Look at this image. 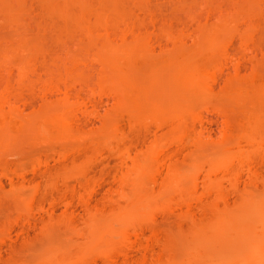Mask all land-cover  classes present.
<instances>
[{
  "label": "bare ground",
  "instance_id": "6f19581e",
  "mask_svg": "<svg viewBox=\"0 0 264 264\" xmlns=\"http://www.w3.org/2000/svg\"><path fill=\"white\" fill-rule=\"evenodd\" d=\"M0 1V4L2 3V5L5 4L4 6H8L7 10L4 8L5 11H8V14H3L4 16L7 15V19L5 17H3V19L5 18L10 21H7V23H15V26L19 28L18 32H15L16 34L14 33V36L13 33L11 35L10 32H8L12 36H9V38H14L13 40L16 45L8 42L9 39L4 37V30L2 31L1 29L2 34H0V42H2L0 43L2 48H0V136L1 134H6V137L8 136L9 139L16 138L13 140L14 143L12 140H9L10 142L8 143L10 145H14L17 140L19 141V139L22 138L24 134H22L20 130L27 124L28 128L29 126L33 127L32 129H35L34 131H36V134L38 133V136L42 137L44 143L46 142V145H48L45 147L47 152H58L60 156L63 157L62 167L72 170L71 177L79 180L82 179V181L87 182L90 177L87 168L84 167V164L79 160L81 154L88 151L96 152L103 146L111 150L113 147L111 148L110 140L120 134L122 138L125 137L126 139H121L122 143L115 147L114 154L117 156L119 167H131L138 171V175L134 179V182L136 184L135 188L139 191L143 189L140 183L143 185L145 181L163 183L162 185L166 182V186L167 181L172 178L174 181L178 182H176L178 188H182L187 181L188 183L193 182V180L196 182L197 173H192L190 176L188 175L190 180H187L188 176L180 177L181 173L179 174L178 170L182 168L183 164H181V167L180 164L178 165V163H182L178 160L179 157L182 155V157H184V155L192 151L197 153L198 151L207 150L208 155L218 154L223 151L224 154H222L225 158L223 159L224 161H222L226 164L224 163L221 166L224 165L223 168L227 170H223L222 173L226 174V171L228 173V169H231L229 170L230 173L227 174L230 175V177L224 175V178L230 181L231 187L234 185L236 186L238 185L237 183H239L238 181L242 180L241 178V180H239V174L241 172L239 169L241 170L244 167L242 169L243 171L247 168L248 170H245V173L248 175V177H246V179L248 178V184L245 183L244 189L242 188L240 192L245 191V189L246 191H251L249 187L252 183L255 184L257 182V177H260L257 175L260 171H256L259 170L258 168H261V161L258 159H250L245 148L246 145H254V151H256L259 157L264 155V80L254 78V76L240 79L235 74L238 72L239 67L246 66L244 61L249 63V67L253 68L252 71L255 74L259 69H264V0H221L216 10L214 8L212 10V4L208 0L206 3L208 9L207 13L197 14L196 17L194 14H189V19L193 21L194 27L191 29L187 28L188 30L184 28L185 24L183 21L178 20L173 24L170 18L156 12V15L153 14L154 10L151 9L150 11V8H148L149 6L146 5V0H36V3H39L40 7L44 10L39 8V6L35 7L44 11L43 15H41L42 17L46 15V18L40 17L47 20H43L42 25V19L40 18L41 22L40 20L39 22L41 25L39 26L38 21H35L36 24L38 23L36 25L34 19V23L32 24L35 29L31 30V28H27L31 22L29 21V23H27V19L25 18L26 20H24L23 17L20 16L22 13L18 15V11L20 9L23 10V4H25L24 0ZM176 1L183 2L182 0ZM234 1L237 3V7L238 4H240V6L242 5L236 17H234L231 11L232 6H230ZM235 2L233 4H235ZM239 7L238 9H240ZM28 11L30 10H27V12ZM24 12L22 14L23 16ZM140 12H143L142 16ZM28 13L25 12V15ZM30 15L32 16V14ZM144 15L148 17L145 19ZM247 18H249V20L245 21ZM55 19L59 20V22ZM4 20H2V23L5 25L4 27H6V20ZM237 23H241L242 26H235ZM47 29L48 32L51 30L52 33L46 34ZM83 38L87 39L86 45H89H84L85 42ZM234 38L238 40V43L233 41ZM4 39L8 41L6 40L3 43L2 40ZM186 39L190 42H187ZM96 40L99 42H96ZM29 42L32 43L29 44ZM49 42L50 45L52 44V48L50 45L48 46ZM34 43L36 48L33 45ZM70 43H74V46H79L80 43H83L82 48L85 46L84 48H86L85 50L87 51L89 50L88 52H92L91 49L95 48L93 52L95 50L96 52H92L91 54L92 62L87 63L80 60L78 53L75 52V50H70ZM28 44H32L33 47L30 46L28 48ZM36 44L38 46H36ZM11 46H13V48ZM41 46L44 47L42 48ZM45 46L50 47V49L45 48ZM154 47L158 48L157 52H153L155 51ZM37 48L42 49L38 51ZM54 48L63 51V55L60 59L55 57L52 59L53 51H55ZM49 50L52 53L51 55L48 53ZM3 52L4 54H2ZM151 52L160 55L159 57L162 61L160 59V62L158 57V62L156 59L155 61L150 58H155V55H148L151 54ZM9 53H12L11 56H9ZM7 54L8 58H14L12 55H16L15 58H17V56L19 57L17 61H13V59L8 60ZM37 54L40 55L41 61L39 62L40 67L37 66L38 68L36 67V69L35 67H30L32 63L30 60H32V58L34 59V57L36 58V56L39 58ZM143 56L145 58L149 57V60H147L148 58L145 59ZM184 56L187 57L185 58ZM141 58L142 66L141 64L139 66L141 68L145 67V70H147V67H153L154 65L155 67H165L167 69L169 67H176L175 69H177V71L175 73L173 72V75H171L172 73L168 75L163 74L164 76L160 75L162 78L159 75L160 78L158 76V78H156L155 75V78L152 76V79L151 76H148L150 78L149 80L147 77L145 78L146 75L143 77V74H145L143 73L145 72L143 69L142 78L148 79L147 82L150 81L145 84L146 80L143 79L142 81V78H138L141 74L138 73L140 69L138 64L141 63L139 62ZM150 59L153 60L152 63ZM29 62L30 65H28ZM95 64L98 68H94ZM55 67H60V69ZM91 69H95V76L86 72ZM226 69L232 70L234 76L225 77L221 81L218 91L219 96L227 98L235 92L237 105L241 104L239 108L242 106V112L245 111L248 106H250L251 109L249 108V111H245V113L248 114L247 116L246 114L244 115V112L240 113L241 109L237 106V109L240 111L237 110V112L241 118L236 119L238 122L236 123L237 126L235 125L236 127L234 126L236 121L232 119L235 115L227 116L228 118L232 116L230 120L231 123L232 121L234 122V124H232L234 127H231L230 120L225 116L226 119H224L225 121L223 122L226 124L223 125H226L227 128L225 126L223 127L227 130L225 129L224 131L223 129L224 134L223 132L222 134L224 137H219L223 139V142H220V139L218 140L217 138L215 140L219 142L215 143L213 139H210V137L205 134L206 131L202 128L204 125L201 126L203 123L202 113L212 107V96L217 93V91L212 88V85L221 80L222 73ZM73 70L76 71L74 76L70 79L67 78L65 74ZM234 81L238 84L234 83ZM144 84H149V86L147 85L148 87H145ZM233 85L236 86L233 88ZM35 89H37V92L34 91ZM81 89L88 90L91 95L97 93L100 97L110 96L113 98V101L101 114L99 109L101 106L106 105L107 101L101 98L96 100L94 98L84 97L80 92ZM36 98L40 99V103H38L37 107L33 108L31 112L25 115L23 107L30 106L32 101L36 102ZM87 104L90 105V108H87ZM5 107L7 109H5ZM223 110L225 111L226 109L222 108V112H224ZM226 112L227 110L225 113ZM242 114L245 117L247 116V119ZM88 115H94L98 118L99 125L97 127H87L86 122H88ZM239 115L236 116L239 117ZM122 118H125L127 121L129 129H131L139 119L149 120L143 131L136 133L138 138H142L141 140H144V138L146 139L148 135L153 137L152 140L145 145V149L138 147L139 145L137 142L132 143L130 139H127L130 133L126 134L128 132H124V127L121 123ZM241 119L244 121V124H242L243 122L241 123ZM194 120H198L200 123L202 121L200 124L201 127L199 126L200 129L195 127L197 123L194 124ZM11 123L15 124V126H12ZM22 129L24 133L27 127ZM30 129L31 128H29V130ZM32 129L31 132L35 133ZM208 138L210 141H213V144L215 143L216 146L211 144ZM206 139L208 141H205ZM48 142H52V144H47ZM54 142L60 143L58 149L53 147ZM220 143L221 146H219ZM8 146L9 145L6 147ZM241 146L244 148L243 150L245 152H243L242 148V151L238 149ZM132 150H134L135 154L131 157L130 152ZM224 150H228L226 152L232 151L231 153L233 156L232 154L230 155V153L225 154ZM209 151L214 153L209 154ZM238 152L239 154L243 152L239 156L240 160L235 159V156H238ZM241 155H243L244 158H241ZM188 156H190V154ZM230 156H232V158ZM182 157L180 159L181 161L183 160ZM176 158L178 160L177 162L174 160ZM262 158L263 157H261V160ZM128 159H130V163H128ZM233 160L238 162L234 164ZM227 165L228 167L230 166V168H227ZM262 165L264 166V161ZM211 169L212 168H207L204 171V176L207 175L202 177L204 178L203 180H207L208 188L212 191L213 187L219 188L222 184L219 178L211 177V173L213 174L214 171L216 173V170ZM151 170L153 171L152 174ZM175 170L176 173L178 172L177 174ZM147 173H149V175ZM153 173L156 175L152 176ZM145 174H147V177ZM207 176L209 177L208 179ZM148 177H151V179L149 180ZM211 178H213V181ZM260 178L262 179L264 176ZM24 179V175L21 174L19 184L23 183ZM60 180L63 184L67 183V179L65 178ZM118 181L124 182L121 177L118 178ZM260 181L261 187H263L262 184L264 180ZM180 182L181 184H179ZM263 189L264 188L260 190L255 189L256 191L259 190L257 194L259 193V195L262 196L261 199L259 195L256 196L257 198L255 197L256 191H254V194H251L253 193L252 191H248V193L245 191L241 193V195L239 193L237 198L241 200L236 198L235 201L238 200L236 205H238L239 202L241 204H239V207L234 205V208H232L231 205L235 202L232 204L228 202V205L230 204V206H228L226 204L228 200L226 203L225 200L223 201V198L226 199L227 193L224 194L225 192H221V194L220 191L217 190L219 192L218 194L221 195L215 194V201L222 200V202L226 204L223 203V206L225 205L226 208H231L225 209L223 206L221 207L224 209L218 208L219 205H217V202L215 206V202L213 201L214 204L211 203L212 210L210 209V213L207 212L210 216L207 215V217L205 213V216H202V214L198 217L192 215V209H188L190 207V198H183L186 200H184L183 203L181 201V203L188 207L186 209L187 212L192 211L190 212L191 214L188 213L180 217H178V215L175 216V214L171 213L173 210L168 205L170 200L172 201V197L169 193H167L168 195L166 193L163 194L162 202H160L161 205H158L159 211H156L160 213V210H165L164 213V210L161 211V213H163L162 215L166 216L163 217L166 221L164 219V221H162L165 223H163L165 226L161 225L163 226L161 227V223H157L159 224L158 227L156 224L157 221H155L156 219L153 220L154 216L150 218L152 222H150L149 219L146 221L138 220L139 222L133 221L137 224L141 223V226H139L140 230H148L150 235L148 236V238L150 237L149 240L151 238L153 239V242L150 240L152 242L149 243V245L151 244L150 246H142L145 251L141 254L142 256L138 258V263H147L148 255H150L147 264H180L181 258L190 259V261L183 264H264ZM180 190H183V188ZM208 193L210 194V192ZM242 194L245 198L242 197ZM224 195L226 196L224 197ZM169 197L170 200L168 199ZM252 197L255 200H253ZM144 198L143 196L142 199ZM165 198L167 199L165 200ZM200 201L199 199V202ZM253 202H255V205ZM2 203L3 198L1 199L0 197V208ZM242 203L244 204L242 205ZM256 203L261 205L258 206ZM245 204L248 205L246 206ZM244 205L245 207H243ZM256 205L259 209L261 207L262 211H260ZM201 206H203L202 201ZM253 206L255 208L257 207L258 212L254 210L255 208ZM237 207L239 209H237ZM246 207L249 212L246 211ZM251 207L254 208L253 210L255 212L250 211L252 210ZM209 208L207 210H209ZM170 209L171 212L169 215L171 216V214H173L177 218L174 216L169 218V215L167 216L169 213L168 210ZM200 209L202 208L200 207ZM217 209L220 210L216 211ZM225 210H230V213ZM259 211L261 213H259ZM222 212H224L225 215ZM226 212L229 214H226ZM250 212H252V215L256 212L257 214L259 213L260 216L255 214L258 218L254 215L257 221L255 219L254 222V216L248 217V213L251 215ZM231 213L234 214H232L233 217ZM242 214L246 216L244 217ZM180 215H182V213ZM226 215L228 216L227 218ZM235 215L236 220H233L232 218H235ZM239 216L240 218L243 216V218L240 219ZM210 217H213V219ZM173 218L176 220H173ZM183 218L186 219L184 220L187 224L190 223L189 226H182V221H184L182 220ZM244 218L245 221L243 224ZM249 218L253 221H249ZM229 219L232 221L230 220V222ZM220 221L225 224H222ZM226 222L229 224L226 225ZM256 222L258 224L260 223V225L256 224ZM218 223L220 225H218ZM254 223L258 225V227L260 226L256 228L258 231L261 230L262 232L260 231V233L262 234L254 230L256 229L252 225ZM171 224L172 228H169ZM230 224L232 225L230 226ZM8 225L10 224L8 223L7 227H9ZM241 225L243 226V230L241 229ZM245 225L248 227L246 231H244V229L247 228ZM248 225L251 226V228H249ZM111 226L114 227L113 224ZM227 228L229 230L232 228V231H228ZM115 229L117 230V227ZM126 229L128 230V228ZM126 229L120 230L121 232H125L123 233L125 235L123 236L124 239H126V237L128 239L130 236L129 230L127 231ZM116 230H114V232ZM219 230H223L224 233ZM226 230L228 232H226ZM117 231L115 233H117ZM241 231H243L244 234L243 232L241 233ZM160 232H162V236ZM207 232L211 233L209 234ZM251 232L252 235H250ZM207 234H209V236ZM213 234H215L214 237L210 238ZM100 241L101 240L98 239V242ZM154 243L155 245L157 243V245L153 247H159V251L155 248L156 252H154L155 249L153 248L154 250L152 253L150 249ZM108 244H106V251L104 252L106 256L105 259L113 262L115 253L111 251L112 245L109 244L108 246ZM146 250L149 251L148 253L150 254L147 255ZM121 253L126 254L125 252ZM212 253H214V255H212ZM124 261L127 262L126 258Z\"/></svg>",
  "mask_w": 264,
  "mask_h": 264
},
{
  "label": "rangeland",
  "instance_id": "374dc122",
  "mask_svg": "<svg viewBox=\"0 0 264 264\" xmlns=\"http://www.w3.org/2000/svg\"><path fill=\"white\" fill-rule=\"evenodd\" d=\"M24 1L23 2L25 4H23V5H24L25 9H24V7H23V10L20 9L18 11L19 13L17 12L18 15L21 13L23 14V12L25 10L26 13H28V12L29 13L27 15H25V12H24L25 17L22 14L20 16L23 17L24 20L27 19L26 20L27 23H29V21H30L31 24L37 20L39 23V26H40L41 25L40 24L41 19L46 16L45 14H44L45 16H43V17L41 16L44 13V11H43L44 9L42 7H40L39 3H38L39 5L36 3L37 2L36 0H32V1L31 0H24ZM146 1H147L146 5L149 6V7L148 6L147 7L150 8V11H151V9L154 10L153 14H155V12H156L162 16L168 17V18H170V20L172 21L173 24L176 23V21H178V20L183 21L185 24L184 25L185 29H187V28L191 29L194 27L193 21H191L189 19V14H194L196 17L197 14L199 15L202 13L203 14L207 13V10H208L207 6H206V3L208 2V0H182L183 2H181V1L177 2L176 0H146ZM209 1L212 4V10H213V8L216 10L221 3V0H209ZM233 3H232V5H230V6H232L231 11L234 14V17H236L237 12L239 10H241L242 5L240 6V4H238V7L240 6L239 7L240 9H238V7L236 6L237 3L236 2H235V4H233ZM4 5H2V3L0 4V6H1L0 17H2V18H0V20H1L0 21L1 22L0 23V27H1L0 28V34H2L1 29H2V31L4 30L3 31L4 37L8 38L9 41L7 39L6 40L8 42L14 43L16 45L15 41L13 40L14 38L12 39L11 35L13 33V36H14V33L15 32L17 33L19 28L15 26V23L10 24L9 23L10 21L6 20L7 15L4 16L3 14H5V13L8 14L7 13L8 11H5V9H4V8H6V10H7L8 6H4ZM29 5H30V7H29ZM35 6L36 7L39 6V8H42L43 10H39ZM27 10H30V11L27 12ZM39 11L41 14L39 13ZM30 14H32V16ZM142 14H143V12L142 13L140 12L141 16H142ZM3 17L6 18V19L4 18L6 20V22H5L6 27H4L5 25L2 23L3 22L2 20H4ZM30 17H32L33 19ZM147 17H148L147 15H144L145 19ZM29 19H31V20H29ZM33 20H34V22H33ZM39 20H40V22H39ZM43 20H45V19H42V25H43ZM55 20L59 22V20H57V19H55ZM248 20H249V18L245 19V21H248ZM7 21H9L8 23L10 25L7 23ZM12 23H13V21H12ZM2 24H3V27H2ZM31 24L29 23L27 28L28 29L31 28V30L35 29L34 25L32 24L33 25L32 26ZM35 24H36V22H35ZM235 26L241 27L242 25H241V23H237ZM7 28H9V29H7ZM8 32H10L11 35ZM32 32H34V31H32ZM48 33L51 34L52 31L50 30L48 32V29H47L46 34H48ZM5 34H6V36H5ZM9 36H11V37L9 38ZM45 39H47V38H45ZM6 40L5 39L2 40L3 43ZM83 41L85 42L84 45H86L87 39L83 38ZM233 41L238 43V40L236 38H234ZM96 42H99V41L96 40ZM96 42L94 41L93 43H96ZM187 42H190V41L187 40ZM0 43H2V42H0ZM30 43H32V42H29V44ZM43 43H44V41H43ZM89 43H90V41H89ZM5 44H7V43H5ZM37 44H39V43H37ZM37 44H36V46H38ZM45 44H46V42H45ZM96 44H98V43H96ZM10 45H12V44H10ZM15 45H13V46H15ZM33 45L35 47V43ZM33 45L32 44L29 45L28 48L30 46L33 47ZM49 45H50V42H49L48 46ZM51 45H50V47H51ZM87 45H89V44H87ZM2 46H3V44H2ZM13 46H11V47L13 48ZM82 46H83V43H80L79 46H74V43H72L69 48L71 51L75 50V52L78 53V55L80 56V60H83L87 63L92 62L91 61V54L95 48L91 49L92 52H88L89 50L88 51L85 50L86 49V48H84L85 46L83 48H82ZM50 47L45 46V48H48V49H50ZM0 48H1V45H0ZM9 48H10V46H9ZM42 48H40V49H42ZM40 49L37 48L38 51ZM157 49L158 48L156 47L154 49L155 51H153V52H157L158 51ZM44 50H46V49H44ZM44 50H41V51H44ZM54 50L55 51H53L54 53H53L52 59L54 57L60 59V57L63 55L62 54L63 51L58 50L56 48H54ZM94 52H96V50ZM48 53L50 55L52 54L50 52V50ZM48 53H46V54H48ZM2 54H4V52ZM11 54L9 53V56H11ZM157 54H160V53H157ZM148 55L149 56L155 55L154 56L155 58H153V57H150V58H152L153 60L156 59L157 62H158V59H159V61L161 59L159 57L160 55H156L155 53L153 54L152 52H151V54H148ZM12 56H14V58H12V57L8 58V54H7L8 60L13 59V61L14 60L17 61L19 56H17V58H15L16 55H12ZM38 56H39V58H37V56H36V58L34 57V59L32 58V60H30V61H32L31 65H30V62L28 64V65H30V67L32 66V67L36 68L37 66H39V62L41 61V59H40V55H38ZM157 57H158V59H157ZM184 57L186 58L187 56H184ZM184 57H183V59H184ZM147 58H145V59L149 60V57H147ZM152 59H150L151 63L153 61ZM10 61H12V60H10ZM56 61H57V59H56ZM138 61H139V59H138ZM141 61H142V58L139 62H141ZM161 61H162V59H161ZM46 62H48V61H46ZM145 62H146V60H145ZM148 63H150V62H148ZM244 63L246 66L245 67H239L238 72H236V74H235L238 78L241 79V78L254 76V78L264 80V69H262V68L259 69L258 72L255 74L252 71L253 68L249 67L250 66L249 63L245 62V61H244ZM140 64L142 66V62L138 64V67L140 69L138 67L137 68L139 69L138 73H141L138 78L141 79L142 78V72H143V69L145 67L141 68L139 66ZM58 66H59V64H58ZM95 67H97L96 64H95L94 68ZM55 68H58V67H55ZM175 68L176 67H169L167 69L165 67L164 68L157 67V66L155 67L153 65V67L152 66L149 68L147 67V70L144 69L145 72H143V73H145V74H143V77L146 75L145 78L147 77L150 80V78L148 76H151V79H152L153 77L155 78V75H156V78H158L160 75L164 76L166 74L168 75L171 73H172L171 75H173L177 71V69H175ZM58 69H60V67ZM136 71H137V69H136ZM75 72L76 71L73 70L70 73L65 74V76L70 79L74 76ZM86 72L87 73L89 72V73L93 74L94 76L96 75L95 69L94 70L93 69L87 70ZM162 76H160V77L162 78ZM228 76L233 77L234 72L232 70L226 69L222 73L221 80L217 81L215 84L212 85V88L215 91H217V93L212 96V98H213L212 107L205 110L202 113L203 123L201 121V123H202L201 126L204 125L202 128H203V130L206 131L205 134L208 137H210V139H213V141H215V143L219 142L215 139L218 138V140H219L220 139L219 137L220 136L222 137L224 134L223 129L225 131V129L227 128L226 125H223V124H226L225 122H223V121H225L224 119H226L225 116L227 117L229 115H232V116L235 115V117L232 118L236 121L235 124L233 121L231 123L230 118L232 116H230L229 118L227 117L230 120L231 127H234L236 125V123H238L236 119L241 118L239 113L237 112V110L239 111V109H241L242 106L239 108V106L241 104L237 105V101L235 98L236 93L235 92L232 93V95H229L227 98H222L218 94L221 81L225 77H228ZM236 76H235V78H236ZM143 79L144 78H142V81H143ZM144 80H146V79H144ZM147 80H146V82L144 81L145 84L150 82V81L147 82ZM234 83L238 84L236 81H234ZM147 85L149 86V84H147ZM147 85H145V87ZM235 86L236 85H233V88ZM34 91L37 92V89H35ZM80 92L82 93V95L84 97H89L91 99L94 98L96 100L101 98L104 101H107V104L101 106L99 109V112L101 114L110 106V104L113 101V98H111L110 96H101L100 97L97 93L91 95L90 92L88 90H85V89L84 90L81 89ZM36 100H37L36 102L32 101L30 103L31 107L30 106L23 107V112H25V115H27L29 112H31L32 109L36 108L38 103H40L39 98H36ZM238 104H239V102H238ZM237 106L239 109H237ZM21 108H22V106H21ZM87 108H90V105L87 104ZM222 108L226 109L227 112L225 113L226 110L225 111L223 110L224 112H222ZM249 108H250V106L246 107L245 111H247ZM5 109H7V108L5 107ZM243 109H244V106H243ZM229 111H230V113H229ZM235 111H236V114H235ZM245 111H243L244 115L246 114L248 116V114L245 113ZM243 112L241 109L240 113H243ZM227 113H228V115H227ZM224 114H226V115H224ZM236 115H239V117ZM87 120H88V122H86V125L89 128H95L99 125V120L94 115H88ZM121 120H122L121 123L124 127V132H128L126 134L130 133L129 138H127V139H130L132 141V143L137 142L139 145L138 147L145 149V145H147V143L150 140H152L153 137L148 135L146 139L144 138V140H141L142 138H138L136 136V133L142 132L145 125H147V122L149 120L139 119L135 122V124L131 127V129L128 128L127 121L125 120V118L124 119L122 118ZM198 120H196V121H198ZM243 120H244V118H243ZM243 120L241 119V123L243 122L242 124H244ZM196 121L194 124L197 123V126L195 125V127L200 129L201 123L199 121H198L199 123ZM241 123L239 122L240 125H241ZM232 124H234V126ZM12 126H15V124H12ZM223 126H225L226 128ZM25 127H27L28 130L25 129ZM22 128L25 129L24 133L22 132V130H23ZM22 128H21L20 132L24 135L20 139L17 138V139H19V141L17 140L14 145H12V144L10 145L8 142H10L9 140L13 141L16 138L15 139H9L8 136L6 137V134H4L5 136L3 134H1V136L3 135L2 137L0 136V183H1L0 185H2V186H0V197H1V199L3 198V203L1 204V208H0V264H139L137 260H138V258H140L142 256L141 254H143L145 251L144 248H142V246L143 245L144 246L145 245L150 246L151 244L149 245V243L153 239L151 238L150 239L151 241L149 240L150 237L148 238V236H150V235H149L148 230H146V229L140 230L139 226H141V223L137 224V223H134L133 221H135V222H137L138 220H141V221L145 220L146 221L148 219L150 221V218H152V216H154L153 220L156 219L155 220V221H157L156 224L161 223L160 226L164 225L165 223L162 221L165 220L163 217H166V216H164L162 214L165 212V210L163 209L164 211L160 210V213L158 212L159 211L158 205L160 204V202H162L163 194L169 193V195L172 197V201L170 200V197L168 198L170 200L168 205L170 208H172L173 211L171 212V209L168 210L169 213L167 214V216L171 212V213L175 214V216L178 215V217H180V216H185V214H188V213L193 211L192 215H194L196 217L201 216V214H202V216H205V214H206V217H207V215L210 216V214H208V213H210V209L212 208L211 203L214 204L213 201L215 202V206H216V202H217V205H219L218 208L225 207L226 204L228 205V202L230 204L235 202L233 205H231L232 208H234L233 206L236 205L237 204L236 202L240 199V198H237V196H239V193L241 195V193L246 191V189H245V191L240 192L242 190V188L244 189L245 183L248 184V178L246 179V177H248V175H246L247 173H245L248 169L245 168L246 171L245 170L242 171V169L244 168L243 167L241 170L239 169V171H241L240 174L242 175L241 176L239 174V176H240L239 180H241V179L242 180L238 181L239 182V183H237L238 185H236V186L234 185L231 187L230 181L227 180V178L226 179L224 178V175H227L228 173H230L229 170H231V169H228V173L226 171V174L222 173L223 170L224 171L227 170V169L223 168L224 165L221 166L222 164L225 163V162H223L224 161L223 159L225 158V157H223L224 156L223 151L221 152L219 150L221 153L214 154V155H208V153H207L208 151L203 150L201 152L196 151L197 153H194L193 151L192 152L189 151L190 153H187V155H184V157H182L183 155L181 156L183 159L182 161L180 160L181 157H179V159H178L180 162H182V163H178V165L180 164V167H181V164H183L182 168H180L178 170L179 174L181 173L180 177H187L188 175L190 176V174H192V173H197L198 175H197V179H196L197 181L196 182H194L195 180H193V182L188 183L187 180H190L189 176H188L187 180L185 178V180L187 182L184 184V186H182L183 190H180L182 188H178L176 186L177 181H174L172 178H170L167 181L166 186H165L166 182L164 183V185H162L163 183L161 184L158 182H147V181H145V183H143V185H141V183H140V186H143L142 187L143 189L139 191L135 188L136 184L134 182V179L138 175V171L134 170L131 167H128V168L119 167V165L117 163V156L114 154L115 147L120 145L122 143V140L126 139L125 137L122 138V136L120 134H118L114 139L110 140L111 148L113 147L111 150L110 149L108 150V149L104 148V146H103V147H100V149H98V151H96V152L88 151L84 154H81V156L79 157V160L82 162V164H84L83 166L87 168V172H88V175L90 177V179L87 182H84V181H82V179L79 180L77 178L71 177L72 170L70 168L62 167L63 157L60 156V154L58 152L49 153L46 151L45 147L48 145H46V142L44 143V140L42 139L41 136H38V133L36 134V131H34L35 129H32L33 127L29 126V128H31L35 133L31 132V129L29 130L27 124H26V126H23ZM222 132H223V134H222ZM238 135H240V134H238ZM210 139H209V141H210ZM222 140L223 139L221 138L220 142H223ZM205 141H208V140L206 139ZM213 141H210L211 144H213ZM52 142H48L47 144H49V143L52 144ZM13 143H14V141H13ZM215 143L213 144L214 146H216ZM6 144L9 145L10 147L9 146L6 147L7 146ZM59 144L60 143L54 142L53 147L58 149V147H60ZM219 146H221V143L219 144ZM249 146L246 145L245 151L247 150V153L249 154L250 159H252V160L258 159L261 161V165H260L261 168L257 167L259 170H257L256 172L260 171V173L258 172L257 175L260 177L261 176L263 177L264 176V168H263L264 166L262 165V163L264 161V155L259 157V155L256 153V151H254V149H255L253 147L254 145L253 146L251 145L250 147ZM241 148H242V146L239 147L238 149L241 150ZM243 149L244 148H242V150ZM208 150H210V149H208ZM226 151H228V150H226ZM226 151H225V154H227V153H230V155L232 154L231 153L232 151L231 152H226ZM233 151H235V150H233ZM236 151H237V149H236ZM245 151L243 150V152H245ZM186 152H185V154H186ZM239 152H238V156H235L236 160L237 159L240 160L239 156H240V154L243 153V152H241L239 154ZM213 153L210 152L209 154H213ZM134 154H135L134 150H132L130 152V156L132 157V156H134ZM189 154H190V156H188ZM232 156H233V154H232ZM232 156H230V157L232 158ZM242 156L243 155H241V158H244L245 153H244V156L243 157ZM261 157H263L262 158L263 161L261 160ZM228 158H229V156H228ZM165 160H166V158H165ZM174 160L176 162L178 161L177 158ZM234 160H233L234 164L236 162H238V161H234ZM128 163H130V159H128ZM153 164H155V163H153ZM207 168H212L211 170H213V169L216 170V173H215V171L213 172V174L211 173V175H212L211 177L219 178V180L222 184L221 186H219V188L213 187V189H212L213 192L211 190H209L207 180L206 179H205L206 181L203 180L204 179L203 177H205L207 175L206 174L204 176V174H205L204 171ZM220 168H222V169H220ZM227 168H230V166L228 167V165H227ZM176 169H178V168H176ZM152 172L153 171L151 170V174H152ZM175 173H176V170H175ZM21 174L24 175L25 179H24L23 183L19 184ZM147 174L149 175V173H147ZM147 174H145L146 177H147ZM155 175L156 174L153 173L152 176H155ZM222 175H223V177H222ZM257 175H256V177H257ZM142 176H143V174H142ZM227 176L230 177V175H227ZM120 177L122 178V180L124 182L118 181V178H120ZM151 177H148V179L150 180ZM260 177H257L258 180L260 179L263 181L264 178L261 179ZM63 178L67 179L66 184H63L61 182L60 179H63ZM208 178L209 177L207 176V179ZM148 179H146V180H148ZM211 179L213 181V178H211ZM217 180H216V182H217ZM258 180H257V182H259V183H257L255 181L256 182L255 184H257V185H255L254 183H252L253 185L251 184V186L249 185L250 190L253 192L251 194H254L255 193L254 191H256L257 189L260 190V189L264 188V185H263L264 183L262 184L263 187H261V181L260 180L258 181ZM203 181H205V182H203ZM181 182H182V180H181ZM181 182L179 184H181ZM210 183H211V181H210ZM211 185H212V183H211ZM233 187H234V189L236 187L239 188V189H237V188L235 189V194H234ZM245 188H248V187H245ZM138 189H140V188H138ZM217 190L220 191V193L221 192H225L224 194L227 193L226 194L227 196L224 195V197L226 196V199L223 198V201L225 200V203L228 200L226 204L224 202H222V200L215 201L216 200L215 194H217V195L222 194V193L218 194L219 192ZM263 190H262V193H263ZM248 191L249 190H247L246 192L248 193ZM251 191H249V192H251ZM258 191H256L255 197L257 195H259V193L257 194ZM208 192H210V194ZM244 195H246V194L244 193ZM244 195L242 197H244ZM141 196H142V198H143V196L145 198L142 199ZM263 196H264V194H263ZM261 197L262 196H260V199H261ZM4 198H6V199H4ZM183 198H188V199L190 198L189 199L190 200V207L189 208L186 207V205L184 206L182 204L183 201L186 200ZM198 198L202 201V204L204 207L201 206V201L199 202ZM236 198L238 200L235 201ZM247 198H248V196H247ZM249 198H251V197H249ZM166 199L167 198H165V200ZM217 199H219V198H217ZM252 199H253V197H252ZM252 199H250V200H252ZM260 199H258V200H260ZM244 200H246V199H244ZM253 200H255V199H253ZM263 200L264 199L262 198V202H263ZM181 201H182V203H181ZM165 203H166V201H165ZM223 203L225 204L224 206H223ZM244 203H242V205ZM253 203L255 205V202H253ZM230 204L228 206H230ZM239 204H241V203L239 202L238 205H236V206L239 207ZM256 204H258V203H256ZM199 205L202 209H200ZM209 205H210V208H209ZM245 205L247 206L248 204H245ZM245 205L243 207H245ZM260 205L258 204V206H260ZM221 206H223V207H221ZM166 207H167V205H166ZM238 207H237V209H239ZM257 207L256 208L254 207L255 209L251 207L252 210H250V211L257 210ZM160 208H161V206H160ZM187 208L189 210L192 209V211L188 210L189 212H187V210H186ZM208 208H209V210H207ZM228 208H231V207H228ZM228 208L225 207V209H228ZM167 209H169V208H167ZM237 209H236V211H237ZM245 209H246V211H248L247 207ZM258 209H259V207H258ZM156 210H158V211H156ZM201 210L203 211V213ZM218 210H220V209H217L216 211H218ZM259 210L262 211L261 207ZM161 211H163V213H161ZM225 211H228V210H225ZM260 211H259V213H261ZM228 212L230 213V210ZM257 212H258V210H257ZM257 212L254 213V215L256 214V215L260 216L259 213L257 214ZM181 213H182V215H180ZM222 213L224 214V212H222ZM229 213L226 212V214H229ZM250 213H251V215H249V213H248V217L249 216L253 217L254 215H252V212H250ZM173 214H171L172 217L174 216ZM211 214H212V211H211ZM232 214L233 213H231V215ZM235 214H237V213H235ZM233 215H232V217H233ZM242 215L244 217L246 216L244 214H242ZM171 216L169 215L168 217L170 218ZM243 216H242V218H243ZM255 216L253 217L254 222H255L256 217L258 218V216H256V217ZM227 217L228 216L226 215V218ZM175 218H177V217H175ZM175 218H173V220H176ZM210 218L213 219V217H210ZM239 218H240V216H239ZM242 218H240V219H242ZM184 219L185 218H183L182 220H184ZM232 219L236 220V215H235V218H232ZM230 220L231 219H229V221ZM248 220L250 221L252 219L249 218ZM184 221H182L183 227L190 225L189 221H188L189 224H187V222L186 221L184 222ZM225 221H227V220H225ZM244 221H245V218L243 219V224H244ZM256 221H257V219H256ZM150 222H152V220ZM214 222H216V221H214ZM8 223L10 224V225H8L9 227H7ZM112 224L114 227L111 226ZM222 224H225V223L223 222ZM228 224L229 223H227L226 225H228ZM232 224H230V226ZM256 224H258V223L256 222ZM218 225H220V224L218 223ZM252 225L254 228L260 227V226L258 227V225H260V223L258 225H255V223ZM157 226L159 227V224H157ZM167 226H169V225H167ZM171 226H172V224L170 225L169 228H172ZM116 227H117L118 231L115 229ZM161 227H163V226H161ZM112 228H114V229H112ZM119 228H121V229H119ZM126 228H128L129 235H130L128 237V239H127V237H126V239H124L123 236H125V235L123 233H125V232L120 231V230L126 229ZM249 228H251V226H249ZM257 228L254 230L255 231L257 230V232L260 233L261 230L258 231ZM211 229H213V228H211ZM223 229H224V227H223ZM231 229L230 230L228 229V231H232ZM235 229H237V228H235ZM241 229L243 230L242 225H241ZM246 229H248V227L245 228L244 231H246ZM114 230H116L117 233H115L116 231L114 232ZM216 231H218V230H216ZM219 231L224 233L223 230H219ZM228 231L226 230V232H228ZM250 231H251V229H250ZM172 232H173V230H172ZM242 232L243 231H241V233ZM160 233H161L160 235L162 236L163 235L162 232H160ZM207 233L210 234L211 232H207ZM214 233H215V231H214ZM209 234H207V235L209 236ZM243 234H244V232H243ZM260 234H262V233H260ZM214 235L215 234H213V236H211L210 238L214 237ZM250 235H252V232L250 233ZM98 239L101 241L98 242ZM108 243L112 245L111 251L115 253V255L113 256V262H110V260L108 261L105 259L106 256L104 255V252L106 251V244H108ZM109 244H108V246H109ZM154 245H155V243L152 245L151 249L149 247V249L152 250V253H153V250L156 248V247L155 248L153 247ZM156 245H157V243H156ZM156 249H158L157 251H159V247ZM156 249L154 250V252H156ZM121 252H125L126 254H122ZM148 252L149 251L146 252L147 255L150 254ZM212 255H214V253H212ZM149 256L150 255H148L147 263L149 262ZM125 258H126L127 262L124 261ZM187 261H190V259L181 258L180 264L186 263ZM147 263H145V264H147Z\"/></svg>",
  "mask_w": 264,
  "mask_h": 264
}]
</instances>
